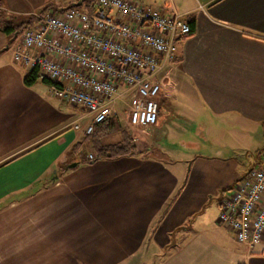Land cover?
<instances>
[{
    "label": "crops",
    "instance_id": "0c3cea01",
    "mask_svg": "<svg viewBox=\"0 0 264 264\" xmlns=\"http://www.w3.org/2000/svg\"><path fill=\"white\" fill-rule=\"evenodd\" d=\"M140 1L193 28L134 155L88 160L89 117L0 51V264H264V237L248 250L218 220L264 148V0Z\"/></svg>",
    "mask_w": 264,
    "mask_h": 264
},
{
    "label": "built area",
    "instance_id": "2783aa9c",
    "mask_svg": "<svg viewBox=\"0 0 264 264\" xmlns=\"http://www.w3.org/2000/svg\"><path fill=\"white\" fill-rule=\"evenodd\" d=\"M91 8L35 14L17 35L13 62L57 83L51 87L55 95L89 117L85 134L114 115L129 127L156 124L161 93L156 74L190 34V25L140 0H94ZM73 128L81 129L79 118ZM259 159L218 201L219 222L248 250L264 237V148Z\"/></svg>",
    "mask_w": 264,
    "mask_h": 264
},
{
    "label": "trees",
    "instance_id": "16d2710c",
    "mask_svg": "<svg viewBox=\"0 0 264 264\" xmlns=\"http://www.w3.org/2000/svg\"><path fill=\"white\" fill-rule=\"evenodd\" d=\"M94 0H80L78 4H72L70 6H84L86 9L91 11V7ZM66 7V8H67ZM184 19V18H183ZM190 25L191 31L193 28V20L184 19ZM35 21L34 15L28 17L27 21L20 22L18 24L11 23L10 21H5V23L0 26V29L7 35L18 34L26 25L32 24ZM37 80H41L53 87L57 83L49 81L47 79H40L39 73L36 68L29 69L24 77L23 83L26 86H31ZM115 137L117 139H113ZM85 142L89 145L90 150L95 154L94 160L98 159H115L122 156H130L136 153L135 144L133 138L124 128L122 122L119 120L117 115L111 116L94 124L93 130L90 134L83 137ZM82 143H77L72 147V151H78L82 149ZM82 150H80L81 152ZM83 162L86 160L82 159Z\"/></svg>",
    "mask_w": 264,
    "mask_h": 264
},
{
    "label": "rangeland",
    "instance_id": "374dc122",
    "mask_svg": "<svg viewBox=\"0 0 264 264\" xmlns=\"http://www.w3.org/2000/svg\"><path fill=\"white\" fill-rule=\"evenodd\" d=\"M79 1L80 0H10L9 5L12 7L13 10L11 11L7 10L5 14L2 15L4 16V18H7V20L10 19L11 23L18 24L24 21L25 19H27L28 16H25L26 14L54 13L55 11L62 9L67 5L69 6ZM156 1H161V0H156ZM2 13L4 12L2 11ZM17 35L18 34H16L15 36L12 34L6 35L5 33L0 32V51L7 50L6 54L10 55L14 44L17 42L18 39ZM119 108H120V104H119ZM118 118L122 122L124 128L131 135L135 127H129L128 125L125 124L123 118L120 119V116H118ZM111 138L112 140L117 139L115 137H111Z\"/></svg>",
    "mask_w": 264,
    "mask_h": 264
},
{
    "label": "water",
    "instance_id": "95a60500",
    "mask_svg": "<svg viewBox=\"0 0 264 264\" xmlns=\"http://www.w3.org/2000/svg\"><path fill=\"white\" fill-rule=\"evenodd\" d=\"M75 166V163H71L68 165V167H74Z\"/></svg>",
    "mask_w": 264,
    "mask_h": 264
}]
</instances>
